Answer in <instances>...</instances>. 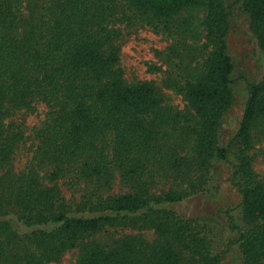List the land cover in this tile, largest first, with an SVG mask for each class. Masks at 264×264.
<instances>
[{"label": "trees", "instance_id": "obj_1", "mask_svg": "<svg viewBox=\"0 0 264 264\" xmlns=\"http://www.w3.org/2000/svg\"><path fill=\"white\" fill-rule=\"evenodd\" d=\"M233 4L263 55L264 0ZM231 6L0 0V264L57 263L72 251L75 264H223L228 251L216 248L210 223L170 207L205 190L221 164L240 195L238 221L228 216L235 233L228 245L241 264H264V177L250 155L264 138V75L256 82L242 72L234 77ZM196 9L204 42L190 59L201 61L185 64L190 52L179 39L159 53L173 66L159 69L161 85L128 83L122 30L146 23L181 36ZM240 80L241 120L221 143ZM165 90L184 106L172 105ZM41 105L44 118L27 135L26 117ZM21 155L26 162L16 170Z\"/></svg>", "mask_w": 264, "mask_h": 264}, {"label": "rangeland", "instance_id": "obj_2", "mask_svg": "<svg viewBox=\"0 0 264 264\" xmlns=\"http://www.w3.org/2000/svg\"><path fill=\"white\" fill-rule=\"evenodd\" d=\"M225 2L232 5L227 42L236 66L234 77L238 79L242 72L247 75L249 81L256 82L264 75V54L260 53L255 39L249 31L247 16L238 5L233 4L234 0H225ZM190 15L191 23L184 27L181 36L155 32L146 23L130 24V27H127L125 31L122 30L120 65L128 83L153 81L155 84L161 85V71L169 68L170 64H164L165 60L160 59L159 53H168V49L179 39L181 43L185 44L186 57L190 52V57L185 60V64L188 61L191 66H194L196 62L201 61L202 56H199L195 61L190 58L199 53V47H202L204 42V33L201 36L198 34L203 28L201 25L203 14L201 10L196 9ZM174 62L177 63L178 60L175 59ZM160 68L161 71H159ZM234 89L235 102L224 118L220 133L221 143H226L235 134L242 116L246 98L243 81L240 80ZM165 94L172 105L178 108L184 106L183 97L179 94H175L171 90H165ZM44 111L45 109L41 105L35 114L26 117L27 135L31 133L33 127L40 125L44 118ZM29 144L30 140L27 145ZM250 155H253L254 170L259 176L264 177V138L255 140L254 150L250 152ZM26 157L24 155L18 157L17 163L14 165L16 170H21L24 167ZM211 171L212 178L205 190L170 207L183 217L205 218L214 231L216 248L228 251L224 256L223 264H241V256L237 247L228 245L229 240L235 239V233L230 232L227 225L228 216H233L238 221L240 195L230 183L231 171L226 165L221 164L219 168H214ZM75 254L76 251L69 252L59 262L51 264H75Z\"/></svg>", "mask_w": 264, "mask_h": 264}]
</instances>
